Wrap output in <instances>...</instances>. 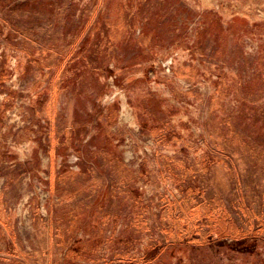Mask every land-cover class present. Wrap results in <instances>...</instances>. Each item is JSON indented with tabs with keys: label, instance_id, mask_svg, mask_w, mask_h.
Returning <instances> with one entry per match:
<instances>
[{
	"label": "rangeland",
	"instance_id": "rangeland-1",
	"mask_svg": "<svg viewBox=\"0 0 264 264\" xmlns=\"http://www.w3.org/2000/svg\"><path fill=\"white\" fill-rule=\"evenodd\" d=\"M28 1L0 0L22 10L0 8V219L15 226L20 264H264V0H189L193 13L176 11L178 0ZM140 11L163 15L169 36L150 69L118 67V83L109 63L145 58L128 36L142 28L132 15ZM200 11L220 43L205 62L177 43L179 27L204 28ZM84 38L94 71L81 59ZM182 41L202 55L201 37ZM148 91L175 107L180 125L161 145L157 131L139 129L140 119L160 118ZM96 100L117 107V147L105 132L77 146L89 132L76 128L92 117L74 110L96 117ZM112 183H125V195L108 197ZM85 207L109 211L90 220ZM59 239H75L66 256Z\"/></svg>",
	"mask_w": 264,
	"mask_h": 264
},
{
	"label": "crops",
	"instance_id": "crops-1",
	"mask_svg": "<svg viewBox=\"0 0 264 264\" xmlns=\"http://www.w3.org/2000/svg\"><path fill=\"white\" fill-rule=\"evenodd\" d=\"M189 5V0H178L177 1V10H184L187 13H193V11L191 9H189L187 6ZM151 11L149 10L148 13H150ZM201 13H198V16L202 19V23L204 28L201 30H197L195 29L194 32L195 33H188V31L186 30L185 26L179 27V31H180V35L179 36V40L181 41H177V43L179 44V46H183L185 49L188 50V55L191 59H196L197 58H201L202 62H205V58L210 56V53L213 52L215 54V46L218 47V49L220 48V43H218L217 45L214 44L211 40V38L208 35V26L206 25V21L205 18H207L208 15H210V12L207 11H200ZM143 13L138 12V14H132L133 16L136 17L137 20H141L142 22V28L140 29H135V32L133 33L132 30H130L129 33V37L131 38V40L133 41V43L139 46V52L145 57V58H139L142 59L140 61H138L139 59L132 57L130 59V61L128 63H126L124 66L119 65L116 62H111L109 63V69H110V73H113V77L115 78V80L119 83L118 79H119V74L118 72H116V70L119 68L124 69V68H144L146 69H150L153 66L154 61L156 60L157 57V49H162V47L164 46L163 42H164V38H167L169 36L168 34V30H164L162 28V22L159 20H162V16L160 15L159 12H155L154 14H150L149 16H144L142 15ZM146 14V13H144ZM218 16V15H217ZM153 28V29H151ZM223 28L225 31V25L223 23ZM197 31V32H196ZM152 34L156 36L155 41L157 43H155L154 40H148L147 39V35ZM192 34H194V39L196 38H202L204 40L203 43V47L201 49L202 55L200 56V54L198 56H196L195 51H196V45H195V41H193V43L191 44H185L183 43L182 40L186 39L188 36H192ZM177 38V37H175ZM178 47V46H176ZM216 47V49H217ZM198 54V53H197ZM212 54V53H211ZM217 56V55H216ZM203 59V60H202ZM189 65V63H187ZM147 66V67H146ZM107 71L105 74L102 75H106ZM98 75V74H97ZM96 75V76H97ZM91 76L96 78V76L91 73ZM110 76V75H109ZM108 76V77H109ZM107 77V76H105ZM112 77V76H111ZM151 78L147 77V75H145L144 80L145 81H149ZM146 95L143 99H147V103L151 104L152 106L155 107V110L157 109L159 111V115L160 118L155 119L153 117V119L150 120H143L140 119L139 121V129L141 130V132H144L143 130L145 129L146 131L150 130V132H152V130L157 131L155 133L154 136H151L152 139L155 141V143H159V142H163L165 143L168 139V137L172 136V135H177L178 134V129L180 128V125H175L174 123V119L172 117V114L174 113L175 107L168 105L166 108L162 105L164 100L163 98L160 99V97L152 94L151 92H145ZM101 101H103V98H100ZM100 100H96V108L99 109V111L97 112L98 115H100V113L102 114V118H104L106 121V126L103 127V125L99 122H97L98 119V115L95 117H93V115H89V113H85L84 111H75V113H80L83 114V117H88L91 119L92 117V121L90 124L88 123L86 127H82V129L76 128L75 132L78 131H82V132H89L85 137L83 135L78 136L77 139L79 138L80 142L78 143V147H82L83 145L85 146L86 144L89 145L88 143H92L94 145V142H97V139L99 138V136L105 132L107 135V142H108V146L109 147H113V146H118L121 143V138L119 134L114 133V131H112V128L114 126L115 123V116H116V111H117V107L115 105V103L113 104H108L104 107H102V105L100 104ZM129 100V99H128ZM166 101V100H165ZM168 102L173 103L174 101L171 99V97H168ZM146 104V110L148 111L150 109L149 105ZM177 104V103H176ZM134 107H137V104H134ZM161 110H160V108ZM61 110V108H60ZM150 115V114H149ZM144 117V116H143ZM93 118H96V120H94ZM102 122V121H101ZM113 125V126H112ZM107 127V128H106ZM105 128V129H104ZM104 134V133H103ZM179 136V134L177 135ZM78 141V140H77ZM75 141V142H77ZM92 141V142H90ZM161 145V144H158ZM82 160L84 161L83 156H78V161L82 162ZM125 183H123L122 185L119 184H115L112 183L111 187H109L108 191L105 193L108 197L111 196H118L120 194L125 195ZM122 190V191H119ZM118 192V193H117ZM113 205V204H112ZM5 208V207H4ZM86 208V212H88L89 215V219L92 220V211H99V212H107L109 211L107 207H100L99 209H94L95 207H85ZM174 208L176 207H171L172 210H174ZM181 208V207H180ZM2 209V208H1ZM102 216V215H101ZM101 216L100 217H96L94 218V222L95 223H100V222H104L101 221ZM131 217V216H130ZM129 217V218H130ZM106 218H109L108 216H106ZM117 217H111V221L110 224L111 226L114 225L115 219ZM108 220V219H107ZM109 224V225H110ZM0 228L2 231H4L5 236H1L0 235V243L3 244L1 245V249H0V264H20L19 261V255H20V248H19V236L18 233L15 230V226H13L12 223H9L8 221H5L3 219H0ZM57 231L55 230L54 234ZM52 234V233H51ZM53 234V236H55ZM71 240V239H70ZM68 242H64V240L62 241L61 239H59L60 244L63 243V245H67L66 248L63 249V254L64 256H66L65 254H67L68 252V247L69 244H75V239H72L71 241ZM77 240V239H76ZM47 241H50L49 238H47ZM80 248V247H79ZM76 249V250H79ZM45 253H49V248L47 250L44 251ZM61 257V256H59ZM6 258V259H5Z\"/></svg>",
	"mask_w": 264,
	"mask_h": 264
},
{
	"label": "trees",
	"instance_id": "trees-1",
	"mask_svg": "<svg viewBox=\"0 0 264 264\" xmlns=\"http://www.w3.org/2000/svg\"><path fill=\"white\" fill-rule=\"evenodd\" d=\"M40 4H43L44 6L46 5V3L44 2V0L42 1V0H29L28 1V3H27V5H25V7H30L29 9H32V8H34V7H36V6H38V5H40ZM0 8L2 9V11L4 12V14H8V13H10L11 14V16H13L12 14H15L16 12H21L22 10H20L21 8H20V5H14L13 6V9H11L10 8V10L8 9V4H5L4 6L1 4L0 5ZM59 5H52L51 6V9L50 10H52V11H55V15H60V13H59ZM72 8V7H71ZM71 8L70 7H65L64 8V10L62 11V13H61V17L63 18V16L65 17V21H69L68 19L69 18H71L72 17V14L74 13V10L72 11L71 10ZM12 10V11H11ZM56 11H57V13H56ZM56 20H58V18L57 19H55L53 22H56ZM59 21H61V20H59ZM8 22V21H7ZM52 22V23H53ZM8 24H9V22H8ZM19 33H25V34H22V35H28L27 33H26V31H19ZM28 36H31V37H29V38H33V36L32 35H28ZM25 37V36H24ZM87 42H89V39H87V38H84V40H83V42L81 43L82 45H81V47H80V54H81V59H82V62H83V64L89 69V68H91V70L92 71H94V68L93 67H88L87 66V64H86V52L85 51H87V49H86V43ZM83 53H84V56H82L83 55ZM91 59H92V57H90ZM98 71L100 72V73H102L103 72V74H105L106 73V68L105 67H101V68H98ZM91 142V141H90ZM84 158V157H83ZM85 160V159H84ZM132 192H133V190H131ZM107 219V218H106ZM103 223V222H102ZM76 251H78V250H76ZM151 257H149L147 260H146V262H151V261H154L155 260V258H156V248L154 247V248H152V255H151V253L149 252L148 253Z\"/></svg>",
	"mask_w": 264,
	"mask_h": 264
}]
</instances>
